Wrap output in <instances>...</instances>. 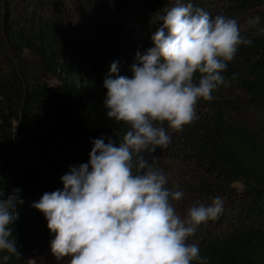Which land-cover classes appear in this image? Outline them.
I'll return each instance as SVG.
<instances>
[{"label": "trees", "instance_id": "trees-1", "mask_svg": "<svg viewBox=\"0 0 264 264\" xmlns=\"http://www.w3.org/2000/svg\"><path fill=\"white\" fill-rule=\"evenodd\" d=\"M173 6L175 0H0V190L7 198L20 189L23 201L9 225L21 255L6 264H26L55 238L32 204L63 190L61 177L88 163L94 139H122L127 126L106 117L104 81L114 62L118 75L132 76L137 53L153 46L159 17ZM193 6L235 18L252 43L241 45L222 73L230 85L201 100L197 119L181 132L165 124L171 143L145 159L168 177L167 188L184 192L172 202L182 219L193 206L221 200L218 217L187 241L208 264H264V0ZM256 16L259 23L248 26Z\"/></svg>", "mask_w": 264, "mask_h": 264}, {"label": "clouds", "instance_id": "clouds-1", "mask_svg": "<svg viewBox=\"0 0 264 264\" xmlns=\"http://www.w3.org/2000/svg\"><path fill=\"white\" fill-rule=\"evenodd\" d=\"M256 16L246 24L255 26ZM161 26L151 36L153 46L131 67L132 76L118 75L112 63L104 81L106 117L127 126L122 139L92 141L88 163L72 167L61 177L63 190L45 193L32 207L41 211L50 232L51 252L68 264H208L188 238L200 224L222 212L219 198L191 207L186 218L176 212L182 190H170L168 177L145 159L171 143L167 128L179 133L197 119L198 103L211 101L213 91L228 87L222 73L243 37L235 18L212 17L175 0L159 17ZM198 75V78H197ZM135 169V171H134ZM4 198L0 190V256L6 262L21 253L13 236L17 194Z\"/></svg>", "mask_w": 264, "mask_h": 264}, {"label": "rangeland", "instance_id": "rangeland-1", "mask_svg": "<svg viewBox=\"0 0 264 264\" xmlns=\"http://www.w3.org/2000/svg\"><path fill=\"white\" fill-rule=\"evenodd\" d=\"M47 82L53 83V78L44 76ZM69 258H64L61 261H57L55 256L51 252V246L47 247L46 251L41 254H30L26 264H68Z\"/></svg>", "mask_w": 264, "mask_h": 264}]
</instances>
